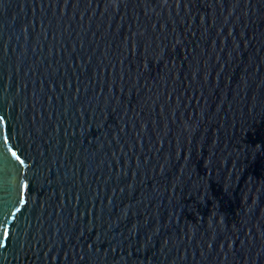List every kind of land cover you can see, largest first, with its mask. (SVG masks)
Segmentation results:
<instances>
[{"label": "water", "instance_id": "obj_1", "mask_svg": "<svg viewBox=\"0 0 264 264\" xmlns=\"http://www.w3.org/2000/svg\"><path fill=\"white\" fill-rule=\"evenodd\" d=\"M0 104V264H264V0H4Z\"/></svg>", "mask_w": 264, "mask_h": 264}, {"label": "snow or ice", "instance_id": "obj_2", "mask_svg": "<svg viewBox=\"0 0 264 264\" xmlns=\"http://www.w3.org/2000/svg\"><path fill=\"white\" fill-rule=\"evenodd\" d=\"M65 2L67 3L69 0H65ZM3 4L4 0H0V6ZM9 121L10 117L4 111L3 105L0 104V170L5 166H11L19 176L28 167L27 160L29 157L13 144V129ZM13 160L17 163L13 164ZM32 191L31 182L28 179L20 178L16 185L8 190L0 181V192H4V195H0V248H6L9 243L19 241L20 220L24 218V214L29 208ZM109 202L111 203V201ZM129 210L127 208L122 209V216H126ZM110 228L111 225L109 224ZM89 230L88 224H82L78 239H82L84 233ZM101 235H105V233L101 232ZM89 248L95 253V245H89ZM96 254L98 255V253Z\"/></svg>", "mask_w": 264, "mask_h": 264}]
</instances>
